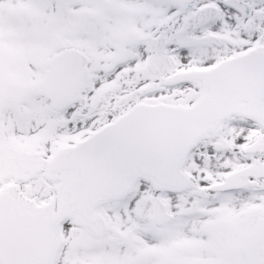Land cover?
I'll return each mask as SVG.
<instances>
[{"label": "snow or ice", "instance_id": "snow-or-ice-1", "mask_svg": "<svg viewBox=\"0 0 264 264\" xmlns=\"http://www.w3.org/2000/svg\"><path fill=\"white\" fill-rule=\"evenodd\" d=\"M0 264H264V0H0Z\"/></svg>", "mask_w": 264, "mask_h": 264}]
</instances>
